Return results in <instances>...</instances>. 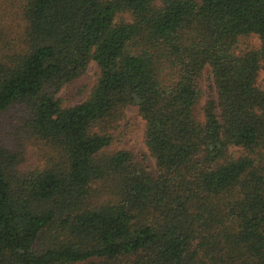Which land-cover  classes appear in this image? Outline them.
I'll return each mask as SVG.
<instances>
[{
    "label": "trees",
    "instance_id": "trees-1",
    "mask_svg": "<svg viewBox=\"0 0 264 264\" xmlns=\"http://www.w3.org/2000/svg\"><path fill=\"white\" fill-rule=\"evenodd\" d=\"M13 4L0 264H264V0ZM132 105L148 156L106 149Z\"/></svg>",
    "mask_w": 264,
    "mask_h": 264
},
{
    "label": "rangeland",
    "instance_id": "rangeland-1",
    "mask_svg": "<svg viewBox=\"0 0 264 264\" xmlns=\"http://www.w3.org/2000/svg\"><path fill=\"white\" fill-rule=\"evenodd\" d=\"M13 2L14 0H0V33L1 29L7 31L6 38H10L18 30L19 19ZM247 44L255 46L258 44V40L256 37L248 38ZM97 74L98 69L96 63L90 61L85 72L75 82L61 88L57 92V96L64 105H72L82 101L89 94L91 87L95 83ZM256 84L260 89L264 90V70L262 68L258 72ZM19 113L16 110H12L3 115L2 121L6 123V119L9 116H17ZM117 124L118 127L116 129L109 130V133L112 134V141L106 149H127L138 156H148L143 142L144 121L138 115L136 106H128L124 110L123 117L117 121ZM7 132L8 129L2 131L3 136L9 139ZM31 162H33V159H30ZM149 162L153 164L151 157H149Z\"/></svg>",
    "mask_w": 264,
    "mask_h": 264
}]
</instances>
